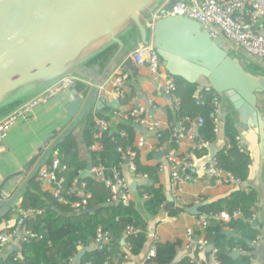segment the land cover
Returning <instances> with one entry per match:
<instances>
[{"label": "trees", "instance_id": "obj_1", "mask_svg": "<svg viewBox=\"0 0 264 264\" xmlns=\"http://www.w3.org/2000/svg\"><path fill=\"white\" fill-rule=\"evenodd\" d=\"M259 69L255 67V70ZM259 71V70H258ZM176 82L175 97L178 99L173 107L167 108L171 125L166 129L157 130L158 146L168 144L170 148H178V138L174 135L177 123L188 129L198 118L199 136L203 143H214L217 138L215 122L212 113L215 110L213 89L208 91L199 83H190L183 78L174 77ZM201 87V88H200ZM219 95V94H218ZM123 104L128 103V97ZM108 110L110 108H107ZM112 111V110H110ZM128 119H112L113 115L100 114L92 111L86 113L82 138L73 132L67 133L55 145L62 162L67 165L64 176L68 185L75 177L85 182L77 193L69 195L71 200H78L90 193L86 209L73 213L70 205L58 202L49 190L43 188L38 177H33L25 190L24 199L19 209L41 210L24 218L23 227L41 235V238L30 239L19 244L16 251H9L0 258V264H73L82 248H88L78 264H122L130 258L138 257L146 248L150 236L147 231V218H156L167 201V192L160 182V164L145 166L140 161V149L137 147L138 129L131 111ZM190 118L189 120L186 118ZM97 119H105L109 129L98 136ZM224 133L227 143L217 150L215 160L221 169L229 172L241 183L250 176L251 156L248 150L240 148L237 139L238 129L233 118H224ZM80 143L89 150V157L82 159ZM99 143L100 148L93 146ZM129 151L136 152L132 159L136 165L135 174L146 176L145 182L137 187L136 199H143L142 210L138 201L132 199L128 204L110 202L111 190L104 182L93 176H84L87 167L102 165L110 174L113 169H122L129 157ZM208 149L202 147L195 151L198 157L206 155ZM258 202V192L255 189L239 188L227 197L209 201L201 207L209 222L205 229H197L196 235H204L220 264H251L253 244L260 234L258 226H254V218ZM87 209H92L86 212ZM184 207L173 206L167 212L175 217ZM229 214L230 219L220 218L221 213ZM8 214L6 217H10ZM138 228L136 233L125 237L128 226ZM16 225L5 228L12 230ZM99 230L108 232L109 241L97 244ZM125 240L126 243L122 244ZM155 256L151 264H212L211 259L201 257L196 247L193 254L179 257L182 241H155ZM238 251L234 257L232 252ZM191 252V253H192ZM126 255L128 259H126ZM200 259L201 262H198Z\"/></svg>", "mask_w": 264, "mask_h": 264}, {"label": "crops", "instance_id": "obj_2", "mask_svg": "<svg viewBox=\"0 0 264 264\" xmlns=\"http://www.w3.org/2000/svg\"><path fill=\"white\" fill-rule=\"evenodd\" d=\"M168 1L154 0L150 8L145 11V14L140 15L141 22L144 24L149 38L151 35L149 27L152 21H150L151 18L146 13L153 11L158 4H167ZM142 41V31L131 17L126 18L123 23L117 26L113 35L106 34L96 39L84 50L80 58L69 70V72L78 75L80 80L77 84L74 87L64 89L48 103L36 105L31 119L17 121L8 132L6 139L0 142V177L5 178L14 175L4 186V201L11 205L18 202L8 213L11 215L9 218L6 217L8 214L0 218V231L16 224L17 217L20 216L17 210L22 205L25 190L28 188L30 180L37 176L40 165L51 159L52 153L51 155L49 153L55 150L56 143L70 132H73L79 139L82 138L87 112L92 111L96 116L100 114L109 115L110 113V115H113L112 119H117L114 115L115 109L112 106L108 105V103H105V106L100 105L102 101L99 98V93L97 94V86L94 83L107 79L105 86L108 93V102L117 99L113 92L111 76L122 64L131 73L126 85L128 103L125 106L128 109L138 106L144 107L150 114L149 120H153V122L158 121L160 129L169 128L171 121L169 120L167 108L173 107L175 100L165 93L162 87L163 80L152 76L146 66H136L133 61L132 66L134 69L127 66V61L131 60L130 56L133 49ZM255 64L258 68L260 67L264 70L262 63L256 62ZM84 68L93 69L94 74H97L98 77L83 74L82 69ZM256 71L258 72V69ZM54 79L31 80L8 90L0 97V119L21 103L31 99L45 87H49L54 82ZM88 80H91L93 84H90ZM75 92L83 99V102L74 109L70 107H72L71 104L76 99ZM258 103L260 109L264 111V93L259 95ZM107 108L110 109L108 110ZM224 112H230L229 103L222 101V121L216 141L212 143L216 145L217 150L224 147L227 143L224 133ZM228 115L235 121L241 142L251 156L252 162L248 180L240 184L235 182L226 183L222 179L210 178L204 174V165L212 160L210 148L208 147L211 143H203L201 141L198 130L199 124L197 122L194 123L189 127L190 130H188L185 137L180 139L177 148V152L182 156L190 155L192 167L189 169V173L196 178V181H188L179 190L185 210L177 216L171 217L167 213L169 210L162 208L156 218L146 217L148 222L147 231L150 236L146 248L140 256L130 258L122 264H145V257L153 248L156 240L162 242L180 240L182 241V246L179 250V257L192 255L193 250L186 248L187 230L188 228H192L195 231L197 229L200 230V217L206 216V214L202 213L201 210V213L198 215L191 214L186 211V208H190L196 203L203 204L206 202L207 204L209 201L227 197L239 188L246 190L255 189L258 192L255 221H258L260 234L253 244L251 264H264V165L262 170H260L258 166L259 137L252 132V128L248 127V125V128L238 125L239 116L236 112ZM142 135L146 137V143L144 147L140 148V161L145 166L160 164L162 167L160 182L168 195L171 191L169 165L165 154L162 157H157V155L165 152L170 147L168 144H165L163 146L164 150L158 151V136L154 132L145 129L139 131L137 138ZM100 146L99 143H96L93 148L98 149ZM202 147H206L208 152L206 155L198 157L195 151L200 150ZM80 155L82 159L89 157V150L83 143H80ZM24 170L26 171L22 172V175L16 174ZM122 173L129 181L130 186L134 182L137 183L136 191L137 187L145 182L146 179V176L136 175L127 164L122 167ZM42 186L44 189L49 190L45 185L42 184ZM136 191L133 192L132 199H136ZM136 200L139 203L138 208L143 211L142 204L144 198H137ZM175 206L181 207L177 203H175ZM222 218L228 221L230 216L228 213L223 212ZM12 245L0 254V258L5 256L9 251H12ZM83 249L88 250V248H82L81 250ZM200 254L202 258H205V254ZM78 263L74 260L73 264Z\"/></svg>", "mask_w": 264, "mask_h": 264}, {"label": "water", "instance_id": "obj_3", "mask_svg": "<svg viewBox=\"0 0 264 264\" xmlns=\"http://www.w3.org/2000/svg\"><path fill=\"white\" fill-rule=\"evenodd\" d=\"M153 1L0 0V97L11 88L31 80L55 78V82L65 75L78 77L69 70L84 50L99 37L106 34L113 35L115 28L126 18L131 17L141 29L143 39L134 49L153 40L163 66L170 75L183 78L190 83H199L201 86L210 85L219 93L223 102L229 103L230 112H224L223 117L236 112L239 116L238 125L243 128L251 127L252 132L258 135V166L262 170L264 111L260 109L258 102L259 95L264 93V70L257 72L248 69L240 58L231 55L227 49V39L212 37L203 29L201 23L186 16L167 15L156 20L153 29L148 25L151 32L149 38L140 15L145 14ZM178 1L182 0H169L166 4L167 8L171 9ZM162 4H158L153 11L146 13L150 16V21ZM127 66L134 69L132 60L127 61ZM82 73L98 77L90 68L82 69ZM106 80L94 85H101ZM88 82L93 84L91 80ZM96 88L98 94V87ZM75 95L76 99L70 107L74 109L83 102L77 92ZM107 103L114 109L128 110L121 104L120 99ZM100 105L105 106V103L100 102ZM136 128L139 131L143 130L140 125H136ZM208 147L210 157L213 159L217 147L214 144ZM51 153L52 151L49 155ZM164 154L165 152H161L157 157H162ZM128 163L129 159H126V164ZM90 167V165L87 167L83 177L91 175ZM25 171L16 174L22 175ZM12 177L14 175L0 177V208H2L0 218L8 214L18 203L11 205L4 201V186ZM136 185V182L132 183L133 192L136 191ZM203 204L196 203L186 208V211L198 215ZM174 205L175 200L168 193L163 209L169 210ZM91 210L87 209L86 212ZM254 226H258L257 220ZM21 233L22 228L19 234ZM18 247V242H15L12 250L16 251ZM208 248L212 249V246ZM86 251L87 249L81 250L75 261L79 262ZM232 255L237 257L239 252L234 251ZM205 258L209 259V253L205 254Z\"/></svg>", "mask_w": 264, "mask_h": 264}, {"label": "built area", "instance_id": "obj_4", "mask_svg": "<svg viewBox=\"0 0 264 264\" xmlns=\"http://www.w3.org/2000/svg\"><path fill=\"white\" fill-rule=\"evenodd\" d=\"M167 15H181L197 20L201 23L203 29L207 30L209 34L214 37H223L227 39V49L233 51L238 55H244L248 60L247 62L262 63L264 68V0H182L178 1L171 9L167 8L166 3L162 4L153 14V20L150 23V27L154 28L156 20L166 17ZM131 60L136 66H146L151 75L159 77L163 80V89L167 95L178 102L175 97L176 82L172 75H170L164 68L161 57L155 47L153 40L149 44L139 45L131 53ZM131 76L128 69H125L124 64L111 76L113 82V92L117 99L123 101L126 98V85ZM80 79L75 75H65L51 84L49 87L41 91L33 98L21 103L11 111H9L4 117L0 119V142L4 141L8 135V132L12 126L19 120H29L32 117L33 110L36 105L40 103H48L66 88L74 87ZM99 90V98L103 103L108 102V93L105 83L97 85ZM206 90H212L210 85L202 86ZM219 94V93H218ZM213 94V104L215 110L212 113V117L215 122L216 134L219 132L221 123V96ZM123 105V103L121 102ZM131 111V116L134 117L136 125H140L143 130L154 132L157 136V130L160 129V123L158 121L153 122L149 120V112L141 106L133 107L124 111L122 109H115L114 115L117 118L128 119V111ZM190 119V118H186ZM203 119L198 118L197 124H202ZM97 126L99 129L98 136L103 131L109 129V123L105 119H97ZM179 126V127H178ZM174 135L180 139L184 138L189 128L182 127L181 123L174 126ZM139 131V130H138ZM237 139L241 142L240 136ZM146 137L140 136L137 138L136 145L140 149L145 146ZM242 150L244 146L241 142L239 145ZM101 147V146H100ZM163 146H158V151H163ZM136 152L129 151V163L127 164L132 171H136V165L132 161ZM165 157L167 159L170 176H171V191L175 203L183 207V200L179 195L180 188L188 181H196V178L189 173V169L192 167V160L190 155L182 156L177 152L175 148H169L165 151ZM67 170V165L62 162L57 150H54L51 155V159L48 162H44L40 165L37 171V177L39 181L48 187L53 197L60 203L70 205L73 209V213H80L86 209L88 203L87 199L90 197V193L78 200H71L69 195L77 193L79 187L85 186V182L81 181L79 177H75L70 185L67 183V179L64 176V172ZM204 174L210 178L222 179L226 183L235 182L240 184V180L235 179L229 172L221 169L218 162L213 158L203 167ZM91 176L98 181L104 182L105 185L111 190L112 197L110 202H122L128 204L132 200L133 191L129 181L122 173V169H113L110 174L102 165H95L90 167ZM41 210L37 209H18L17 212L20 215L16 220V227L12 230L0 231V254L15 242L20 244L23 241H29L34 238H41V235L31 229L23 227L24 218L29 217L35 213H39ZM222 214L219 215L222 218ZM256 218V217H255ZM254 218V221H255ZM209 222L206 216H201L199 221L200 230L205 229ZM22 228V233H20ZM138 228L130 225L127 228L125 237L131 233H136ZM109 241L108 232L99 230L96 240L97 244L107 243ZM157 241V240H156ZM126 241L124 240V244ZM210 245L204 235H196V232L192 228L187 230V243L186 248L194 250L196 247L200 249L202 254L209 253V258L212 264H220L215 256L216 250L209 249ZM155 256V246L145 257V264L151 261ZM128 259V256L125 257ZM201 262L200 259H197ZM90 264V263H86ZM106 264H109L106 262Z\"/></svg>", "mask_w": 264, "mask_h": 264}, {"label": "rangeland", "instance_id": "obj_5", "mask_svg": "<svg viewBox=\"0 0 264 264\" xmlns=\"http://www.w3.org/2000/svg\"><path fill=\"white\" fill-rule=\"evenodd\" d=\"M230 53L232 55H235L236 57L240 58L248 69L251 70V69H255V67H257L256 64L253 63V62H247V65H246V62L245 61H247L248 59L244 55H241V54L238 55V54L234 53L233 51H230ZM258 70H263V69L259 67Z\"/></svg>", "mask_w": 264, "mask_h": 264}, {"label": "flooded vegetation", "instance_id": "obj_6", "mask_svg": "<svg viewBox=\"0 0 264 264\" xmlns=\"http://www.w3.org/2000/svg\"><path fill=\"white\" fill-rule=\"evenodd\" d=\"M253 71H256L255 69H252Z\"/></svg>", "mask_w": 264, "mask_h": 264}]
</instances>
